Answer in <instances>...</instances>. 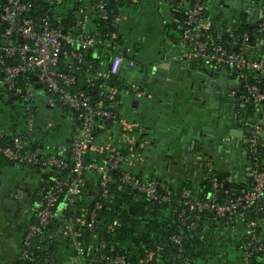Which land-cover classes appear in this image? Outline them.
Returning a JSON list of instances; mask_svg holds the SVG:
<instances>
[{
  "label": "built area",
  "instance_id": "2783aa9c",
  "mask_svg": "<svg viewBox=\"0 0 264 264\" xmlns=\"http://www.w3.org/2000/svg\"><path fill=\"white\" fill-rule=\"evenodd\" d=\"M107 1L0 0V88L5 90V97L9 95L20 97L28 114L22 120L24 123L22 130L14 133L7 134L0 121V157L25 168L38 165L43 170L52 168L64 172L62 176L51 177L52 185L39 201L35 222L27 226L19 258L33 260L32 252L27 251L32 240L52 222L58 204L70 207L81 198L87 173H95L98 176L100 197L105 198L113 181L111 171L120 168L121 163L126 160L131 165L133 158L137 156V151L133 150L135 142L133 131L138 124L117 116L113 110L103 106L102 100L93 103L87 93L75 87V70L71 68L65 71L60 68L61 58L80 64L84 58V51L98 44L96 33L92 30L93 18L96 12H105ZM185 1L187 0H178L177 3V6L185 11L180 38L170 54L162 55L163 62L187 67L192 61H200L215 67H230L244 89L239 94V98L252 99L254 104L261 108L264 104V90L258 84L250 83L248 77L249 73L254 71L264 74V51L257 57L250 56L252 48L247 32L241 34L239 45L235 48L212 41L208 33L211 21L203 15L205 3L202 0H189V5L185 6ZM38 2L46 3L44 11H40L41 6ZM54 7L60 8L59 14L62 16L70 12L75 18L72 24L68 22L55 24L51 21ZM260 18L261 20L255 25L258 32L264 31V10ZM137 67L135 60H126L121 54H113L109 59L107 72L117 74L122 69ZM26 73L33 79L16 84L15 80ZM132 87L138 88L136 85ZM106 90L109 98L117 94L116 89ZM135 94L141 95L145 92L137 90ZM41 95L42 97H39ZM55 97L75 113L74 120L78 123L75 127L70 125L71 132L66 142L47 141L31 145V137L35 133L38 135L40 129L34 121L36 104L42 102L47 110H53ZM40 98L43 101H39ZM68 119L69 117L65 121ZM107 120L113 124L111 128H103L101 122ZM263 123L264 120L260 119L247 139L252 176L250 185L242 187L233 198L218 202L216 193L222 183L213 175L212 190L206 199L193 197L191 190L183 188L181 198L177 201L180 206L177 213L179 224L187 220V214H191L196 220L199 219L205 210L214 212L215 217L228 216L243 224L248 235L239 249L240 264H252L250 256L254 251L264 254V242L256 231L257 220L247 217V210L255 203L264 210V165L260 163L258 156V138L263 132ZM53 126L55 125L47 119L41 129L43 132H49ZM98 129L104 130V139L95 142V132ZM114 132L118 133V141L128 144V156L115 147L112 140ZM90 154L100 157L89 160ZM36 172L39 173V170ZM207 172L210 174L213 172L210 162L207 163ZM119 179L128 188L136 190L157 204H168L172 200L168 193L159 191V181L153 176L141 177L133 170H124ZM44 184L42 178V186ZM101 206L100 202H95L87 219L85 210L81 216L75 218V223L65 219L56 229L44 233L43 241L51 244L57 238H64L73 246L78 256H83L86 250L78 237L81 230L92 232L96 222L95 210ZM117 225V220L113 219L108 229L113 231ZM93 236L95 237L94 234ZM183 238L182 230L171 235V240L179 245L178 251H182L180 242ZM96 245L103 247L104 243L99 241ZM100 256L109 263L124 264L123 255H117L112 259L102 254ZM179 264H191V262L183 257Z\"/></svg>",
  "mask_w": 264,
  "mask_h": 264
},
{
  "label": "crops",
  "instance_id": "0c3cea01",
  "mask_svg": "<svg viewBox=\"0 0 264 264\" xmlns=\"http://www.w3.org/2000/svg\"><path fill=\"white\" fill-rule=\"evenodd\" d=\"M208 4L207 15L211 21L215 20L216 29L224 28L225 20L236 21L240 11L261 16L264 10L263 0H209ZM180 15L181 10L174 0H142L121 15L126 44L129 50H132L130 45L137 46L133 52L135 61L139 62L138 68L127 71V76L132 85L145 92L125 94L118 106L121 117L138 124L133 131L137 156L131 167L144 176L157 178L165 190L176 189L183 182L200 190L210 162L213 170L224 177L228 191L246 187L252 177L247 150L251 134L244 133L236 145L234 136L227 142L224 140L227 135L217 133L215 128L217 118L235 112L232 106L225 105L226 99L233 98L228 94L232 96L238 87L234 72L200 61L195 69L188 70V66L168 65L162 60L163 52L170 54L174 40L180 35ZM134 18L137 22L126 26V21L132 22ZM41 99L39 101H43ZM41 103L37 102L34 117L39 128L45 121L37 117L38 113L46 114L39 108L47 110ZM13 112L0 98V121L9 134L22 130L24 125L23 121L15 119ZM61 121L60 117V122H55L59 126L53 129V141H65L70 135L69 124ZM254 121V117H248L238 129L250 127L253 131ZM232 126L236 128V124ZM210 127L214 128L213 132L208 130ZM49 135L47 140H51ZM117 136L114 132V144L119 142ZM214 136H222V139L214 140ZM103 139L102 135L99 141ZM260 139L264 143V130ZM262 159L264 162V151ZM41 188L42 177L33 169L0 165V264H15L19 260L24 226L32 223L28 221L36 215ZM86 204L87 201H82L80 207L73 210L72 223L82 215ZM18 205L23 209L22 221H15L14 209ZM109 207L113 215H106L102 223L117 220L113 236L117 244L136 253L162 252L165 231L172 221L169 208L148 203L140 196L133 199L115 196L109 201ZM63 209L64 204H60L55 212L57 217L63 216ZM9 215H13L12 218ZM258 221V234L264 242V215ZM247 235L246 227L239 222H220L206 217L195 224L188 241L191 264H240L239 247ZM78 239L86 254L78 256L66 239L58 238L50 245V264H99L92 232L81 230ZM160 264L177 262L166 259ZM260 264H264V254Z\"/></svg>",
  "mask_w": 264,
  "mask_h": 264
},
{
  "label": "trees",
  "instance_id": "16d2710c",
  "mask_svg": "<svg viewBox=\"0 0 264 264\" xmlns=\"http://www.w3.org/2000/svg\"><path fill=\"white\" fill-rule=\"evenodd\" d=\"M142 0H108L107 5L105 8V12H96L93 18V25L92 30L94 31L96 39L99 41L98 44L92 48L84 51V58L80 64H76L73 60H69L66 58H61L60 68L67 71L71 68H73L76 72V84L75 87L83 90L85 93H87L90 97L93 103L102 100L103 106L106 108H110L115 112L117 116H120L118 113V106L120 100L125 96L126 93L132 94L137 90H141V87L134 88L132 87V81H130L128 78L127 69H122L117 74H108L107 72V66L105 67L106 61L109 59V57L113 54H121L124 56L126 60L133 59L134 57V47L137 48L136 45H130L132 50H128L129 46L126 44V37L125 33L123 31L122 23H121V15L123 11H125L128 8H131L132 6L135 7L138 5ZM175 4L178 3V0H174ZM205 3V11H204V17H208V8H209V0H202ZM190 1H185V6L189 5ZM264 3V0H263ZM38 5L40 7V11H44L46 7L45 2H38ZM181 10V15L179 17L178 25H179V31L181 33L182 25L181 22L185 18V11L184 9ZM60 8L54 7L53 8V15H51L50 19L55 24L62 22H68L69 24H72L73 20H75L74 16L70 14V12H67V15L62 16L59 14ZM217 19V18H216ZM261 18L258 14L249 15L245 12H238V16L236 21L228 22L225 20L224 22V28L216 29L214 27V21L213 27L208 29L209 36L212 41L222 43L223 45L229 47V48H235L239 45L240 42V36L243 32H247L249 35V43L252 48V53L250 56L257 57L264 51V31H256L255 25L258 21H260ZM226 27V28H225ZM228 28V30H226ZM75 35H79L78 33H75ZM180 38V35L178 38L174 40L173 46L176 44L177 40ZM164 54V52H163ZM137 62V61H136ZM198 61H192L191 64L187 67L188 70L195 69L197 67ZM139 65V62H137ZM138 68V67H137ZM219 68H227L231 69L230 67H219ZM232 72H234L231 69ZM104 73V74H103ZM33 79V77L29 74H23L20 76L19 79H16V84L21 83L24 80ZM18 80V82H17ZM248 80L250 83H256L258 84L262 90H264V74L261 72H250ZM113 88L116 89L117 94L113 98L108 97V92L106 89ZM244 89L242 88L241 83H238V87L235 90V92L231 95L228 94V96L233 97L232 99H226L228 102V106H232L234 108V114L237 112V115L240 116V120H243V122H246L248 117L249 119L254 117L255 121L253 122L254 125H256L260 119L264 120V104H262L261 108L259 106L255 105L252 99H240L239 94L242 93ZM40 92V90H39ZM5 90L3 88H0V98L5 103V105H8V107L13 108V116L15 119L23 120L28 114L25 109V104L22 101V99L18 96H8L5 97ZM42 93V92H40ZM39 97H42L39 96ZM55 103V109L59 110L60 117L62 119L63 123H68L69 127L70 125L72 127H75V125L78 123L74 120L75 113L68 108L67 106L61 104L57 97L54 98ZM240 104V105H239ZM241 104L244 106L242 107ZM243 108L241 110L240 108ZM246 111V112H244ZM35 114V113H33ZM69 117L67 121H65ZM252 122L251 120L249 121ZM101 124H103V128H111L113 124L107 121H102ZM59 125H56V128H58ZM55 126L51 128L53 130ZM73 129V128H72ZM38 135L36 133L31 137V145L35 144H42L46 143L49 135V132H43L42 129H38ZM263 130H264V123H263ZM104 130L98 129L95 132V142H99L101 136L103 135ZM117 133V132H115ZM8 134V133H7ZM118 134V133H117ZM252 134V133H251ZM38 140H37V139ZM69 138V137H68ZM68 138L64 141H68ZM115 147L121 151L125 156H128L129 149L128 144L124 141H119L115 144ZM133 150L137 151V148L133 145ZM264 151V143L261 141L260 136L258 138V156L260 163H263L262 159V152ZM104 155V154H103ZM100 155H88L89 160H94L99 158ZM2 164H14L10 161L0 157V165ZM16 166H21L18 164H14ZM22 167V166H21ZM26 170H39V175L44 179V186L41 188L40 192V198L39 201H41V198L46 193V191L51 187V177L54 175L62 176L64 172L57 171L55 169H48L43 170L40 168V166H29V167H23ZM124 170H133L131 165H129L128 160L121 163L120 168L116 170L111 171V176L113 181L111 182L109 186V193L105 198L100 197V189L98 186V176L95 173H87L86 174V185L84 187V193L82 194L81 198L78 199L75 203H73L70 207L66 206L63 209V216L57 217L56 214L52 219V222L49 223L48 226L44 227L40 234L37 235L31 243V246L28 248L27 251H31L33 255V260H26L19 258L15 264H50L49 258H50V251H51V244H49L46 241H43L42 237L44 233L52 231L56 229L59 225L62 224V222L67 219L69 221L74 220V209H78L82 203V201H87L86 208H85V218L87 219L89 216V212L92 211L94 203L100 202L102 206L99 209H96V222L92 229V234L95 235V249L94 254L96 256V259L99 264H114L109 263L105 258H102L100 255H104L105 257H108L110 259L114 258L117 255H123L124 256V264H160L162 260L166 259H173L179 264L183 260V257H186L189 259L190 262H192V256L189 252V245L188 241L190 239V235L192 230L195 228V224H200L203 219L206 217H210L211 220H219L220 222H237L235 218H229L228 216H217L215 217L214 212L205 210L201 213V216L199 219H195L191 214H187V220L179 224V221L177 219V213L179 212L180 206L178 205L177 201L181 198V191L183 188H188L192 192L193 197H198L200 199H206L209 195V193L212 190L211 186V176L215 175L218 180L222 183L221 187L217 190V200L218 202H225L229 198H233L236 196L241 186L236 187L235 190L228 191L225 184L224 177L217 173L215 170L210 174L209 172L206 173L204 176L202 182H201V189H195L189 184L188 182H183L182 184H179L176 189H172L170 191L165 190L163 187H161L160 182L158 185L159 191L163 193H168L172 200L168 204H157L149 199H147L143 194L137 192L136 190H132L127 187L125 183L120 181V175L121 172ZM134 171V170H133ZM141 177H152V176H144L136 171H134ZM157 179V178H156ZM158 180V179H157ZM224 192V193H223ZM119 196L123 199H133L136 196H140L143 200H145L148 203L156 204L162 207H167L172 212V221L168 228L165 231V238L163 240L161 251L155 250L154 252L146 251L143 253H136L130 249H126L123 246L117 244L113 240V236L116 230L110 231L108 229L109 224H111L112 220L110 219L107 223H102L103 219H105V216L110 214V216L113 215L112 211L109 207V201L113 199V197ZM60 204H58L55 207L56 209L59 207ZM169 205V207H168ZM39 206V205H38ZM38 208V207H37ZM35 211V214L37 213V209ZM75 211V210H74ZM264 215V210L260 208V205L258 203H255L252 205L251 208L247 210V217L248 219H255L258 221L261 217ZM34 218V220H33ZM28 222H35L36 215ZM259 222V221H258ZM257 222L256 231L259 232V226ZM30 224V223H29ZM27 226H24L23 230V237L24 234L27 231ZM179 230H182V234L184 238L181 240L180 244L182 246V251H178L179 245L174 243L171 240V235L175 232H178ZM58 240V238H57ZM101 241L104 243L103 247H99L96 244ZM242 245V244H241ZM241 247V246H240ZM239 247V249H240ZM152 253V254H151ZM263 255L260 251H254L251 256L250 260L252 264H260V257Z\"/></svg>",
  "mask_w": 264,
  "mask_h": 264
},
{
  "label": "water",
  "instance_id": "95a60500",
  "mask_svg": "<svg viewBox=\"0 0 264 264\" xmlns=\"http://www.w3.org/2000/svg\"><path fill=\"white\" fill-rule=\"evenodd\" d=\"M227 104H228V102L225 103V105H227ZM241 106L243 107V104H241ZM239 117L240 116H238L237 113H235V114L233 113V114L227 115V116L224 115L223 117L216 119V125H215L217 133H221V134L225 133L227 135V137H224L225 141H227V142L232 141L230 137L234 136V138L237 139L236 145H238L239 139L242 138L244 133H247V134L250 133L251 134L253 132L250 127H247L246 129H242V130L238 129V126L240 127V123H243V120H240ZM235 124H236V128L232 126ZM208 130L213 132L214 128L210 127V128H208ZM220 137H222V136H220ZM220 137L214 136V140L222 139Z\"/></svg>",
  "mask_w": 264,
  "mask_h": 264
},
{
  "label": "rangeland",
  "instance_id": "374dc122",
  "mask_svg": "<svg viewBox=\"0 0 264 264\" xmlns=\"http://www.w3.org/2000/svg\"><path fill=\"white\" fill-rule=\"evenodd\" d=\"M135 22H137L136 21V19L134 18V20H132V22L131 21H126V26H128V27H130L131 25H134L135 24ZM48 106H50V105H48ZM43 107V106H42ZM48 108H51V107H48ZM39 110H41V111H45V113L46 114H40V113H38V118H43V119H41V120H43V121H47V119H49L50 121H51V123H52V125H55L57 122L59 123L60 122V113H59V110L58 109H55V108H53V111L52 110H46L45 108L44 109H40L39 108ZM20 121H22V120H20ZM44 122V123H45ZM56 122V123H55ZM56 126V125H55ZM56 128V127H55ZM55 128H54V130H55ZM54 130H50L49 131V138L51 139V140H49V141H53L54 140V137H52L51 136V134L54 132ZM22 208H21V206L20 205H18V206H16L15 207V209H14V213H15V221H17V220H19V221H22V219H23V213H22ZM10 216V218H12V216L13 215H9Z\"/></svg>",
  "mask_w": 264,
  "mask_h": 264
}]
</instances>
